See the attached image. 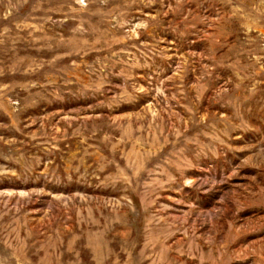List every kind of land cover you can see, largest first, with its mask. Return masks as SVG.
Returning a JSON list of instances; mask_svg holds the SVG:
<instances>
[{"label": "rangeland", "instance_id": "1", "mask_svg": "<svg viewBox=\"0 0 264 264\" xmlns=\"http://www.w3.org/2000/svg\"><path fill=\"white\" fill-rule=\"evenodd\" d=\"M0 264H264V0H0Z\"/></svg>", "mask_w": 264, "mask_h": 264}]
</instances>
